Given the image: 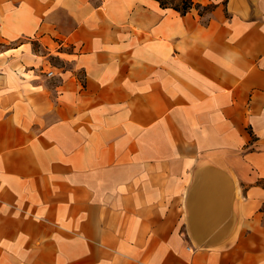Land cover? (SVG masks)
I'll use <instances>...</instances> for the list:
<instances>
[{"label":"crops","instance_id":"crops-1","mask_svg":"<svg viewBox=\"0 0 264 264\" xmlns=\"http://www.w3.org/2000/svg\"><path fill=\"white\" fill-rule=\"evenodd\" d=\"M0 264H264V0H0Z\"/></svg>","mask_w":264,"mask_h":264},{"label":"trees","instance_id":"trees-1","mask_svg":"<svg viewBox=\"0 0 264 264\" xmlns=\"http://www.w3.org/2000/svg\"><path fill=\"white\" fill-rule=\"evenodd\" d=\"M163 6H173L174 8L181 11V13H186L190 7L193 5V0H182L180 4L174 3L169 0H159Z\"/></svg>","mask_w":264,"mask_h":264},{"label":"rangeland","instance_id":"rangeland-1","mask_svg":"<svg viewBox=\"0 0 264 264\" xmlns=\"http://www.w3.org/2000/svg\"><path fill=\"white\" fill-rule=\"evenodd\" d=\"M169 1H173L174 3L180 4L182 2V0H169Z\"/></svg>","mask_w":264,"mask_h":264},{"label":"built area","instance_id":"built-area-1","mask_svg":"<svg viewBox=\"0 0 264 264\" xmlns=\"http://www.w3.org/2000/svg\"><path fill=\"white\" fill-rule=\"evenodd\" d=\"M47 74L51 76V75L54 74V71L53 70H49V71H47Z\"/></svg>","mask_w":264,"mask_h":264}]
</instances>
